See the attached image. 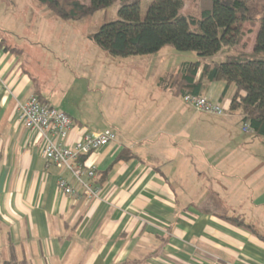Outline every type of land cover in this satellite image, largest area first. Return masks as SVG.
<instances>
[{
    "label": "crops",
    "instance_id": "1",
    "mask_svg": "<svg viewBox=\"0 0 264 264\" xmlns=\"http://www.w3.org/2000/svg\"><path fill=\"white\" fill-rule=\"evenodd\" d=\"M17 9L0 0V32L20 49L0 47V263L15 256L27 264H264V137L245 132L242 115L230 112L235 88L208 84L201 95L226 114L198 112L162 82L196 54L168 47L128 58L111 75L91 57L80 53L69 64L31 42L36 31L30 21L20 26L27 18ZM35 94L73 120L64 145L115 134L80 159L83 170L97 168V197L48 162L43 137L20 121L19 105ZM59 179L81 196L60 191ZM213 198L255 232L204 211Z\"/></svg>",
    "mask_w": 264,
    "mask_h": 264
},
{
    "label": "trees",
    "instance_id": "2",
    "mask_svg": "<svg viewBox=\"0 0 264 264\" xmlns=\"http://www.w3.org/2000/svg\"><path fill=\"white\" fill-rule=\"evenodd\" d=\"M35 1L63 21L84 20L119 1V19L102 25L91 37L101 51L116 59L151 56L168 47L178 53L196 54L197 61L188 63L182 72L165 77L162 82L174 86L182 98L186 94L200 96L207 85L214 82L233 86L235 93L230 112H238L243 125H248L255 135L264 137V58H260L264 55V0H202L200 19L181 14L183 0H153L144 19L141 17L143 0H90L89 4L81 0ZM247 22L260 25L253 56L241 61H209L224 47L240 46L242 26ZM3 46L0 41V47ZM200 69L201 75L196 80ZM129 156L128 153L123 155L124 158ZM204 211L218 212L223 219L254 231L241 217L230 216L228 209L215 198ZM258 237L264 242V236ZM2 264L27 263L12 256Z\"/></svg>",
    "mask_w": 264,
    "mask_h": 264
},
{
    "label": "rangeland",
    "instance_id": "3",
    "mask_svg": "<svg viewBox=\"0 0 264 264\" xmlns=\"http://www.w3.org/2000/svg\"><path fill=\"white\" fill-rule=\"evenodd\" d=\"M6 1L8 2L9 0ZM14 1L16 5H18L16 15H23L25 18H27L24 23H20V26L26 28L25 26H29L30 21L31 28H28L30 33L32 32L31 29H35L34 31H36L35 37H28L31 42L38 40L40 43H42L41 46L44 47V50L46 49L56 53L59 59L67 60L69 64L73 63L77 55L81 53L80 56H87L89 58L91 57L89 62L93 61L96 68L98 67V69H102V67H105V70H109L111 75L116 70H119V68L116 67L124 69V64L128 59H116L109 57L91 40V37L101 28L102 25L117 21L119 19V1L116 2L112 7L104 11H98L94 15L84 20L67 22L56 18L47 8L37 11V8L34 7L37 6V2L35 0ZM81 1L85 4H88L90 0ZM152 2L153 0H143L141 5L142 19L146 17L147 11ZM202 6V0H183L181 14L186 17L200 19L202 15ZM33 13L37 17V23H31V17L34 15ZM43 14L46 15L43 18L47 19L48 21L45 24L46 28L42 29V25L44 24L45 20L40 21L39 17ZM259 26L260 25L257 22L244 23L242 26L243 33L240 46L232 49L224 47L218 55L209 59V61L215 60L218 63H223L228 61H241L243 59L252 57ZM5 36V34L1 33L0 40L3 42L4 46L14 49L15 53H20V49L18 48L19 43L16 41H11L12 39L10 40L8 37L5 38ZM178 54L187 55L191 53ZM260 58H264V55H261ZM50 60L56 61L55 57L51 58ZM106 78L107 82L108 80H111V78L107 76Z\"/></svg>",
    "mask_w": 264,
    "mask_h": 264
},
{
    "label": "built area",
    "instance_id": "4",
    "mask_svg": "<svg viewBox=\"0 0 264 264\" xmlns=\"http://www.w3.org/2000/svg\"><path fill=\"white\" fill-rule=\"evenodd\" d=\"M183 101L201 113L215 116L226 114V109L222 105L212 102L202 95L186 94ZM19 119L27 129L36 131L43 137L45 141L44 155L48 162L65 167L72 172L82 184L85 197L95 198L98 196L100 189L92 184V180L97 174V168L89 166L83 170L80 159L113 142L116 138L114 133H87L75 145H64L62 142L72 129L73 120L66 113L41 101L36 95H31L25 103L19 105ZM243 130L251 131L248 125H244ZM76 165L78 170H75ZM83 174L88 177L87 182L82 179ZM58 188L66 195L78 198L81 196L64 179H59Z\"/></svg>",
    "mask_w": 264,
    "mask_h": 264
}]
</instances>
